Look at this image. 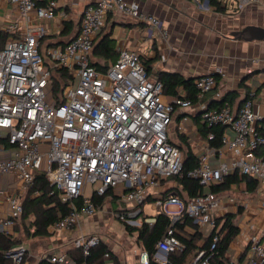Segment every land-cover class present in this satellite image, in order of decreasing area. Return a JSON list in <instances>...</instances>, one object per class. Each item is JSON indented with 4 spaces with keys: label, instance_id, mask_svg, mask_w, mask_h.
I'll use <instances>...</instances> for the list:
<instances>
[{
    "label": "built area",
    "instance_id": "1",
    "mask_svg": "<svg viewBox=\"0 0 264 264\" xmlns=\"http://www.w3.org/2000/svg\"><path fill=\"white\" fill-rule=\"evenodd\" d=\"M9 1L20 16L3 26V33L10 38L0 49V197L8 205L7 213L0 215V233L11 234L23 214L22 193L33 183L36 170L61 191L62 201L72 205L70 213L50 225L51 236L79 230L73 246L82 248L85 255L104 240L81 227L84 217L98 212L94 194L106 196L120 190V202L132 205L118 209L115 216L132 226L140 227L144 221L152 225L155 215L142 220L144 202L164 180L180 175L183 169L184 152L171 132L175 127L177 137L182 136L199 150L197 166L188 174L205 189L187 199L177 194L160 193L155 197L156 212L168 215L171 223L152 258L159 264H169V253L183 248L176 224L190 217L200 230L212 233L213 240L208 250L195 251L188 264H212L220 241L217 218L224 220L237 200L218 195L211 185L238 171L258 181L256 192L261 194L258 202L263 218L261 222L256 213L249 217L242 213L240 227L244 228L245 246L239 247L238 256L230 262L264 264V114L255 105L258 89L251 88L237 109L228 102L211 107L207 94L215 92L213 99L223 97L216 90L215 74L224 72L217 68L196 77L197 102L185 90L167 95L163 82L148 69L141 54L126 46L118 47L117 59L106 70L93 66L94 43L109 14L119 13L143 23L150 40L169 39L162 18L142 9L138 1L94 0L83 10L79 30L68 43L45 47L41 39L48 35L52 20L68 17L66 10H59L64 0ZM195 1L202 8H210L209 2L205 4L208 0ZM221 1L224 6L228 4V0ZM262 1L239 0L237 6ZM22 20L28 24L23 26ZM55 68L73 76L63 87L60 102L50 88ZM187 111L197 112L209 125L225 127L220 147L200 137ZM208 136L213 138L214 133ZM3 179H7V186H3ZM88 185L94 188L90 197L85 195ZM77 199H82L81 207ZM238 207L248 210L249 201H239ZM129 238L137 244L136 234ZM120 246L117 240L108 247L114 251ZM139 247L135 264H150L148 250L142 244ZM28 255L24 243L5 252L11 264H24ZM43 258L53 264H75L66 252L55 247ZM102 264H113L110 251Z\"/></svg>",
    "mask_w": 264,
    "mask_h": 264
},
{
    "label": "crops",
    "instance_id": "2",
    "mask_svg": "<svg viewBox=\"0 0 264 264\" xmlns=\"http://www.w3.org/2000/svg\"><path fill=\"white\" fill-rule=\"evenodd\" d=\"M93 1L64 0L59 10H66L68 17L66 20L60 19L59 16L54 18L49 28L48 36L54 40L66 39L67 37L62 34L65 22L73 20L75 24L73 28L74 37L79 30L77 24L81 20L83 10ZM135 1H138L145 11L162 18L169 31V39L164 41L159 39L150 40L146 37V27L143 23L126 18L119 13H112L107 18L106 31L113 33V37L117 40V49L120 46H126L129 49L138 51L145 60L155 59L150 63V70L153 75L159 70H167L181 73L186 77H196L221 68L224 74L221 75L216 90L223 95L231 91L238 92V97L233 102V109L238 108L240 102L246 98L251 88H256L259 92L255 99L256 109L264 114V40L236 39L232 35L233 31H240L248 25L264 27V0L262 2H251L243 8H238L239 0H228L225 10L221 12H215L211 8H202L195 0ZM19 16L18 9L9 0H0V33H3L2 29L5 24ZM22 24L25 26L28 23L22 20ZM162 55L165 56L164 60ZM243 81L249 90L240 86ZM214 93L211 92L206 95L209 104L214 100ZM192 122L194 123L193 120ZM178 142L180 146H183L182 139ZM194 151L198 153L199 150L195 148ZM2 184L7 186V179H3ZM176 188L177 182L174 181L173 183L171 180H165L160 188L153 191L154 195L151 196V199L154 201L158 194H163L170 189L175 190ZM178 188L187 195L180 185ZM234 188H236L235 185L232 189ZM247 193L250 196L247 199L250 207L245 211L242 207V213H245L246 217L256 213L262 222L263 216L258 202L261 194L256 191ZM114 194L117 195V193ZM230 194L231 192H223L219 195L234 199ZM7 211L8 205L0 197V215H5ZM229 212H233L232 209ZM146 213L148 214L147 216L157 214V212ZM242 213L238 223L240 232L231 243L227 253L230 261L231 258L238 256L239 247L245 246V242L242 239L244 228L240 227ZM19 231L14 230L13 233L18 236ZM75 231L79 234V230L73 229L62 233V236H51L49 239L45 237L47 238L48 246L45 251L43 249L42 253L39 254L36 251L41 250L42 246L37 245L34 248L28 242H23L29 248V255L24 264H38L47 251L55 247L54 242L62 244L68 237L72 243L73 239L78 235L73 236ZM56 250L59 251L58 248ZM121 264H125L124 260H121Z\"/></svg>",
    "mask_w": 264,
    "mask_h": 264
},
{
    "label": "trees",
    "instance_id": "3",
    "mask_svg": "<svg viewBox=\"0 0 264 264\" xmlns=\"http://www.w3.org/2000/svg\"><path fill=\"white\" fill-rule=\"evenodd\" d=\"M210 8L215 12H221L225 10V6L222 4L221 0H208ZM81 22V20H80ZM80 22L77 24L80 27ZM75 24L73 20L65 22V28L62 34L67 38L62 40L51 39L50 36H45L41 39L42 47L66 44L73 38V28ZM8 39V35L5 33H0V49L4 46ZM118 56L117 52V40L113 37L111 31H106V26L103 28L101 33L98 35L94 48L91 53V64L100 70H106ZM148 69H151L150 63L155 59L145 60L143 59ZM156 77L161 80L164 84V92L167 95H177L181 90H185L188 97L194 102H197V88L195 84L196 77H186L178 72H169L167 70H159ZM217 82L219 84L221 75L216 73ZM72 75L61 69H52V75L50 78V88L53 92L54 97L60 102V96L63 87L72 81ZM241 87L249 90L245 86L244 81L240 83ZM248 92V91H247ZM247 96V95H246ZM238 97V92L231 91L223 95L222 98L214 99L211 101V107H221L228 102L233 106L234 100ZM244 100L240 102L239 105L243 103ZM188 114L193 118L194 124H197L198 131L201 138H206L209 144L213 147H220L222 145L221 138L224 133L225 127L220 124L209 125L205 123L200 118V114L197 112L189 111ZM213 132L214 137L209 138L208 133ZM185 138L182 139L184 144ZM183 146L181 145V148ZM198 163V154L194 151V148L190 144L186 145V151L184 152L183 169L180 175L170 177L167 180L173 178L176 179L177 188L175 190L170 189L168 192L163 193L168 195L171 193H176L182 198L187 199L198 195L204 191V185L196 178L189 176L188 172L193 170ZM165 181V180H164ZM163 181V182H164ZM246 186V191L249 193L255 192L258 187V181L247 174H242L238 171L232 172L225 176L224 180L220 183L211 185V190L218 195L223 192H229L232 187ZM179 185L187 195L179 190ZM171 192V193H169ZM115 195V194H114ZM105 196L93 195V200L97 204H103V199ZM148 200H152L151 197ZM76 204L78 207L82 205V199H77ZM24 212L20 217V221L13 227L11 234L0 233V264H11V260L5 256L7 249L15 244L23 243L21 239L16 237L13 233L14 230H20L19 232H25L31 237H51V232L49 230L50 225L61 219L63 216L67 215L72 211V205L70 202H64L61 199V191L52 186L47 180L45 174L36 170L34 173V181L26 191L23 198ZM242 213V207L239 208L238 213L229 212L224 220L219 217L217 218V223L221 224L220 228V241L214 250L212 256V264H231L230 259L227 257L230 245L236 236L240 232V228L237 223V215ZM148 214L142 212V218H145ZM156 221L150 225L144 221L143 225L140 227L132 226L127 224L125 221V228L129 234H136L137 245L143 246L148 250L151 256L150 264H159L152 257L157 251V243L161 240L171 223V219L168 215L163 212H158L156 215ZM177 235L183 245L182 249H175L169 253V264H188V262L193 258L195 251L198 249L208 250L212 244L213 234H205L200 230L199 226L193 222L190 217L185 218V222H178L176 224ZM106 241H101V243L91 249L89 255H85L82 248L72 246L66 251L68 257L75 260V264H102L105 261V253L110 251L111 258L113 259V264H121V258L111 251L108 247ZM38 264H53L47 259L41 258Z\"/></svg>",
    "mask_w": 264,
    "mask_h": 264
},
{
    "label": "rangeland",
    "instance_id": "4",
    "mask_svg": "<svg viewBox=\"0 0 264 264\" xmlns=\"http://www.w3.org/2000/svg\"><path fill=\"white\" fill-rule=\"evenodd\" d=\"M177 122V121H176ZM194 124L189 125L191 127ZM198 130L197 124H196V131ZM172 135L176 137V140L179 141L183 137H177L175 127L171 128ZM197 133H194V136ZM185 140V139H184ZM189 144V142L184 141L183 144V152L186 151V145ZM192 147V144H191ZM171 181L176 182V179L173 178ZM93 186L88 185L85 191V195L87 197H90L93 193ZM113 192V191H112ZM230 196H232L234 199L237 200V203L234 204V206L231 207L232 211L234 213H238L239 211V201L242 200H247L250 198L249 194L246 191V186L243 184L242 186H237L236 188L232 189ZM26 192H23L22 194L24 195ZM114 193H120V190H117V192ZM114 193H108L107 196L104 197L103 199V204H98V212L97 214L89 217H84L83 218V223H82V228L85 231H90V232H95L99 234L104 240H108L109 246H112V244H115V242L118 240L121 243L120 247L114 248V252L116 255H118L121 260H124L125 264H135L134 260L136 258V255L140 252V245H137L131 241L129 238L130 234L125 228V223L123 220L119 219L117 216H115V213L117 212L118 209H125L129 208L132 203H122L118 199L119 197ZM22 195V196H23ZM109 195V196H108ZM224 197V196H223ZM153 202L152 200H147L144 202L143 207L144 210L148 213H155L157 210L153 208ZM240 214L237 215V223L240 222ZM144 218H142L143 220ZM206 234V231H204ZM78 233H74L73 236H76ZM62 236V232H60V235ZM19 239H21L22 242L29 243L31 244V247H36L37 245L42 246L43 248L41 250L36 251V253H42L43 249L47 248V238L43 237H31L27 235L25 232H19L18 236ZM49 239V238H48ZM55 244V247L58 248V250L61 253H65L69 248L73 246V242L71 243L70 238L67 237V240L64 241V243H53ZM37 250V249H36ZM233 257V256H232ZM232 259V258H231Z\"/></svg>",
    "mask_w": 264,
    "mask_h": 264
},
{
    "label": "water",
    "instance_id": "5",
    "mask_svg": "<svg viewBox=\"0 0 264 264\" xmlns=\"http://www.w3.org/2000/svg\"><path fill=\"white\" fill-rule=\"evenodd\" d=\"M205 4L208 5V1H205ZM232 35L236 39H246L250 41L264 40V27L259 25H248L240 31H233Z\"/></svg>",
    "mask_w": 264,
    "mask_h": 264
}]
</instances>
